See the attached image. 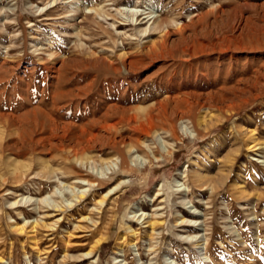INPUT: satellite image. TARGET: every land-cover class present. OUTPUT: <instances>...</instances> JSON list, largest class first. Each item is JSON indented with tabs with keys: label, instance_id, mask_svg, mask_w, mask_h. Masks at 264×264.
<instances>
[{
	"label": "rangeland",
	"instance_id": "374dc122",
	"mask_svg": "<svg viewBox=\"0 0 264 264\" xmlns=\"http://www.w3.org/2000/svg\"><path fill=\"white\" fill-rule=\"evenodd\" d=\"M0 264H264V0H0Z\"/></svg>",
	"mask_w": 264,
	"mask_h": 264
},
{
	"label": "bare ground",
	"instance_id": "6f19581e",
	"mask_svg": "<svg viewBox=\"0 0 264 264\" xmlns=\"http://www.w3.org/2000/svg\"><path fill=\"white\" fill-rule=\"evenodd\" d=\"M134 19V18H133ZM163 20V19H162ZM161 22V20L160 19H157L156 20V24H158V23H160ZM154 23V22H153ZM157 28H158V26H157ZM5 117V116H4ZM69 172V171H68ZM76 174V173H75ZM94 177V176H93ZM79 179V178H78ZM91 180V179H90ZM90 180H86V179H81V181H82V183L83 182H85L86 183V185L87 186H90L91 187V185L92 184H94V181H90ZM80 183V182H79ZM81 183V184H82ZM104 182L103 181H98V184L99 185H102ZM97 185V184H96ZM119 185V184H118ZM82 186H84V185H82ZM118 186H116L114 189H112V190H110L107 194H106V196L105 197H107V195L108 194H111L112 193V191L113 190H115L116 188H117ZM75 190V189H74ZM96 190V189H95ZM74 193V192H73ZM92 193V192H91ZM87 194V193H86ZM85 194V195H86ZM83 196H84V192L83 191H81V192H79V193H75V195L73 194V196L72 197H74L75 199H82L83 198ZM114 196V195H113ZM102 197V196H101ZM79 201V200H78ZM40 202H42V201H40ZM56 203V202H55ZM102 203V202H101ZM52 204V203H51ZM54 204V203H53ZM54 207V206H53ZM58 209V208H57Z\"/></svg>",
	"mask_w": 264,
	"mask_h": 264
}]
</instances>
